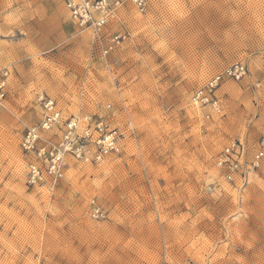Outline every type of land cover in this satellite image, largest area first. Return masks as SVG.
<instances>
[{
  "label": "rangeland",
  "instance_id": "374dc122",
  "mask_svg": "<svg viewBox=\"0 0 264 264\" xmlns=\"http://www.w3.org/2000/svg\"><path fill=\"white\" fill-rule=\"evenodd\" d=\"M105 37L79 30L62 0H0V264H264V0L124 4ZM247 74L192 97L225 68ZM66 116L130 129L100 163L65 158L55 183H28L23 147L39 98ZM60 131L38 142L56 141ZM240 145L245 178L217 165ZM99 211V217L93 213Z\"/></svg>",
  "mask_w": 264,
  "mask_h": 264
},
{
  "label": "built area",
  "instance_id": "2783aa9c",
  "mask_svg": "<svg viewBox=\"0 0 264 264\" xmlns=\"http://www.w3.org/2000/svg\"><path fill=\"white\" fill-rule=\"evenodd\" d=\"M70 20L79 30H91L98 43H105L103 53L107 54L118 43L120 36L105 37L104 30L115 16L119 7L130 4L137 10L144 11L147 0H62ZM247 74L242 64L225 68L211 78L192 97L195 104H217L214 91L225 80L239 81ZM42 106L41 120L36 126L29 127L24 136L23 147L26 151L36 154L38 161L28 167V183L35 185L48 179L55 183L65 169V158L93 164L100 163L110 155H118L124 146L130 129H121L108 117L83 114L66 116L58 108L56 102L47 97L39 98ZM60 131L56 141L46 140L38 145L42 135L47 132ZM264 158V139L254 153L251 168L259 167ZM217 165L225 173L229 181L236 178L244 179L245 172L242 162L240 145L232 143L220 154ZM99 217L100 212L93 213Z\"/></svg>",
  "mask_w": 264,
  "mask_h": 264
}]
</instances>
